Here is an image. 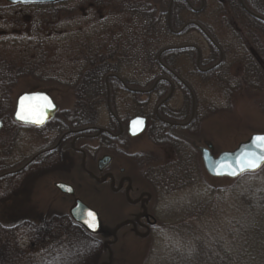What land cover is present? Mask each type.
<instances>
[{"label": "rangeland", "instance_id": "1", "mask_svg": "<svg viewBox=\"0 0 264 264\" xmlns=\"http://www.w3.org/2000/svg\"><path fill=\"white\" fill-rule=\"evenodd\" d=\"M87 1L57 5L47 10L28 7L0 11V60L9 61L28 74L11 86V111L19 94L44 91L46 87L60 110H70L75 106L76 93L79 95L75 91L78 81L85 72L81 65L78 66L85 60L78 58L94 57L95 53L104 51V46L114 47L115 41H118L114 39L119 36L128 40V31L119 28L125 20L119 7L107 3L101 16L103 10L99 7L106 1L97 0L102 3L97 5L90 0L91 7ZM222 1L207 0L203 12H190L183 17L184 22L206 25L217 44L226 51L222 77L204 79L196 75L194 62L187 56H180L173 62L196 97L199 133L189 137L190 145L199 142L205 147L211 144L214 156L232 151L252 134L264 133V88L252 76L246 60L250 52L261 50L262 53H257L260 58L256 60L264 70V32L229 7H224ZM259 3L264 10V0ZM92 27L96 28V32H92ZM186 42L199 46L204 60L212 57L206 40L196 30L177 37L166 34L161 38L157 51ZM89 51L92 53L87 54ZM136 55L134 50L123 55L118 71L124 78L142 81L143 74L149 70L154 76L162 73L157 64L153 65V58L149 64L138 62ZM35 87L38 88L33 89ZM93 99L89 100L91 106L95 97ZM101 99L102 104L94 106L86 119L98 126L108 123L104 97ZM132 99L126 94L117 95L115 109L122 118L138 115L144 110L148 112L155 104L148 108L126 104ZM135 99L145 100L146 97ZM168 106L171 110L190 109L188 98L180 90ZM3 112L0 104V115ZM43 133V138L39 140L36 139L39 134L36 132L25 131L21 136L27 139L23 146L27 158L53 142L54 135H47L46 131ZM4 142L0 133V166L5 164ZM133 147L151 153L157 160L154 165L155 182L137 183L141 190H150L152 195L149 206L153 225L150 233L141 234L143 238L118 236L113 248L107 249L103 241L110 238L109 235L105 238L92 237L64 217L69 201H58L49 189L50 183H0V264H175L176 253L187 255L205 239L207 242L221 239L224 245L226 241L231 242L227 247L234 253L238 250L232 245L234 239L237 234L243 236V233L249 237L250 243L255 239L256 247L249 248L250 253L258 243L264 246V201L259 203L261 194H264V167L235 180L214 179L205 173L199 153L188 149L186 155L191 166L190 170L188 168L190 179L187 180L186 170L179 164L180 156L175 152L152 145L146 136L135 141ZM62 166L59 164L55 168ZM32 179L28 178V182ZM72 184L86 204L99 210L108 232L125 217L127 211L121 207V196L98 193L94 183ZM25 186L28 189L34 187L35 193L28 199L20 198ZM42 186L43 195L37 192ZM244 196L253 205L246 202ZM70 203L71 200L69 207ZM36 205L43 216L42 221L41 217L37 219L39 224L35 228L21 221L10 222L4 214L5 211L12 214L34 212L30 213L34 219ZM188 221L192 222V227L187 225ZM229 233L233 236L232 240L228 239ZM257 235L258 239L255 238ZM222 236H225V241L219 238ZM34 242H37L35 246L31 244Z\"/></svg>", "mask_w": 264, "mask_h": 264}, {"label": "flooded vegetation", "instance_id": "2", "mask_svg": "<svg viewBox=\"0 0 264 264\" xmlns=\"http://www.w3.org/2000/svg\"><path fill=\"white\" fill-rule=\"evenodd\" d=\"M13 1L14 0H0V11L42 7L38 5L15 4ZM212 40L218 45L213 38ZM206 43L208 47L212 48L216 53V56L211 57L209 60H204L203 53L199 46L190 42L185 43L196 47V49L189 50L192 54L194 53L193 60L191 59V62H194L193 71L196 75L201 77L224 66L226 61L225 50L218 45L223 55L221 59L220 52L216 47L207 40ZM168 53L170 52H166L163 55ZM163 55L161 56V62L169 67L172 73L178 78L171 72L163 70L162 68H159L162 73L158 76H154L152 70L147 71L143 74L142 78L144 80L142 81H138V78H135V80L124 78L119 71L107 73L102 78L103 102L105 111L108 115V123L104 126L89 123L85 126L75 127L74 124L66 122L69 121L67 118H57L59 113L66 112L67 110H60L59 105L54 99L58 110L51 120L39 127L22 124L13 119L14 107L11 111L12 100L10 97V111L8 110L0 115V133L5 140L3 150L5 164L0 166V183H50L51 187L49 189L53 191L58 201L60 200L64 203L67 199L69 202L71 200L70 207L69 202L67 204V212L65 211L64 217L71 221L75 227H78L88 235L90 234L72 221L69 216V210L76 199L94 210L101 220L99 210L86 204L79 195H77V189L72 183H94L97 186L98 193H105L113 197L117 195L121 196L123 200L121 207L127 211L123 220L112 226L110 232L104 228L106 233L112 234V231L119 227L114 234L115 236L109 235L110 238H106L103 241L107 249L113 248L119 239L118 236L124 237L133 235L136 238H143L144 236L141 234L145 233L147 235L150 233L151 225H153V216L150 213L149 206L152 195L150 190H141L137 186V183L155 182L154 165L157 160L151 153H146L145 151L134 148L133 143L146 136L152 145L175 152L180 156V161L182 155L184 156L183 159H187L186 153H188V149L190 151L194 150L200 155L199 148L204 147V144L202 145L200 143V145L199 142L190 145L187 137L188 128L199 118L196 116V97L194 92L188 83L179 75L175 67L172 68L165 64ZM220 59L221 62L218 67L208 73H201L197 69V63L201 70H205L219 62ZM154 61L155 64L158 63L157 58H155ZM157 80L159 81L153 88ZM149 90L150 92H147ZM178 90L184 92L188 98L190 104L189 111L184 109L171 110L169 108L168 104ZM189 90L194 97V117L188 126L180 127L179 125L189 121L192 113L193 100ZM118 94H126L134 98L126 101V104L128 102V104H138L142 107H149V105L155 104L148 112L144 110L138 115H128L122 118L119 116V111L115 109ZM143 96L146 97L145 100L137 101L135 99V97ZM167 97H169L168 100L164 102ZM101 104L102 100L99 105ZM13 106H15V102ZM108 106L112 114L109 112ZM137 116L145 119V130L140 135L133 136L131 134L133 131H129L128 123L132 118ZM25 131L39 133L36 136L38 140L43 138V131H46L47 135H54L55 138L50 145L27 158L23 148L27 139L21 137ZM162 135H164L163 138H165V143L161 142ZM194 151H192V153ZM59 164L63 166L60 169L55 168ZM46 170H50L49 173H45ZM28 178L33 179L28 182ZM56 183H63L70 186L73 190V194L67 195L62 193L55 187ZM95 185L94 189L97 190ZM33 190V186L32 189H28L27 186H25L20 193V198L26 197L28 199L29 196L31 197L32 194L35 193ZM42 191H44L43 186L37 192L40 193ZM43 194L42 192L41 195ZM35 209L36 215L34 219L30 215V213L34 212L23 211L12 214L5 211L4 214L8 216L7 219L10 222L21 221L25 222L24 225L35 228L39 224L37 219L41 217L40 221H42L43 216V212L38 211L39 208L37 205ZM101 223L103 225L102 220ZM28 227L25 228L27 229ZM15 229H17V226H15ZM106 235L107 234L103 236H90L105 238ZM37 242L31 244L35 246Z\"/></svg>", "mask_w": 264, "mask_h": 264}, {"label": "trees", "instance_id": "3", "mask_svg": "<svg viewBox=\"0 0 264 264\" xmlns=\"http://www.w3.org/2000/svg\"><path fill=\"white\" fill-rule=\"evenodd\" d=\"M77 1L84 2L85 0H59L53 5H45L41 8L42 10H47L50 8H54L59 5H70L71 3H75ZM90 1V0H89ZM88 2V6L91 7L92 3ZM106 4H102L100 1L94 0L95 4H102V7H99L100 10H103L101 16L104 14V9L107 6V3H114V6L119 7L122 11L121 15L125 18L122 25H119V28L122 31H128L129 37L128 40H123L121 36L115 38L114 47H105L104 51L95 53L94 57H80L78 59H84L85 63H79L78 66L81 69H84V73L78 81V86L75 91H78L79 95L76 93V101L74 103V107L66 112L59 113L57 118L65 117L67 118L66 122L72 123L77 126H85L90 121H86L87 114L91 112L94 106H98L101 102V98L103 96L102 91V78L111 72L118 71V65L121 64V60L123 55L129 51H136V58L138 62H147L153 58V65L155 64L154 57L158 54L160 50L157 51L161 38L165 37L166 34L168 36H172L166 27V9L170 0H104ZM192 6H200V0H187ZM224 7H229L236 15H240L245 18L251 25L258 28L260 31L264 32V25L254 21L250 17H248L240 8L238 0H223ZM260 0H243L245 6L253 11L254 13L261 15L264 17V10H262L260 5ZM207 0H204V9ZM223 5V4H222ZM202 11V12H203ZM55 12V11H54ZM190 13V10L187 4L183 0H176L173 3L170 15V25L172 29L176 30L183 26L186 22H184L183 17L185 14ZM124 23V24H123ZM202 25V24H201ZM204 30L214 39L212 36V31L206 25H202ZM92 32H96V28L92 27ZM192 30H196L193 27H188L182 35H186L190 33ZM197 31V30H196ZM102 32V27H101ZM130 34L132 36H130ZM126 35V34H125ZM181 35V36H182ZM127 36V35H126ZM103 44V43H102ZM107 44V43H106ZM104 45V44H103ZM106 48V49H105ZM260 48V47H259ZM212 57H215L216 53L212 48H210ZM255 51V50H254ZM92 53V51L87 52V54ZM226 53V51H225ZM259 52H250L247 57V61L249 62L248 68L251 72L252 76L255 77L256 81L263 86L264 88V70L261 68V65H257V58ZM183 54V55H182ZM190 50L186 51H172L168 54L163 55V60L165 64L174 68L173 62L174 59L180 58V56H187L190 60H193L194 53L191 55ZM257 59V60H256ZM150 64V63H149ZM83 66V67H82ZM223 67V66H222ZM219 67L217 70L204 75V79H218L223 75L224 68ZM28 75L22 70L18 69L15 64L5 61L4 59L0 60V104L3 106V111L6 112L10 109V90L13 83H16L19 78ZM35 87L33 89H37ZM50 93V89L46 87L44 90ZM89 95V96H87ZM91 95V98H90ZM88 97V98H87ZM94 104L91 106L89 104V100H94ZM97 100V102H96ZM96 102V103H95ZM143 108V107H142ZM10 111V110H9ZM199 120L196 119L192 126L188 128V141L190 136H196L199 133ZM164 135L161 136V142L165 143ZM173 142V141H170ZM173 144V143H172ZM183 155L181 156L180 165L186 170L187 180L190 179V168L191 166L188 163V157L186 161L183 159ZM189 168V170H188ZM189 171V172H188ZM244 176V175H243ZM240 178V177H239ZM238 178V179H239ZM264 194H261L259 203L264 201ZM263 197V198H262ZM244 200L249 204L253 205L250 200H247V197L244 196ZM192 215H195L194 213ZM188 226L192 227V222L188 221ZM240 235V234H239ZM236 235L234 239L233 247L238 249L236 252H231L228 250L227 245L231 244V242H224L219 239L223 238L225 241V236L219 237L217 241H209L203 240V242L198 243L199 247L194 248L187 255H183V253H176V263L175 264H264V246H260L261 243H258L257 248L251 250L249 252V248L256 247L254 244V240L252 239L250 243V239L247 235L243 233V236ZM255 238H259L257 235ZM229 240L233 239L231 233H229ZM239 245V246H236ZM262 247V248H261ZM260 249V250H259Z\"/></svg>", "mask_w": 264, "mask_h": 264}, {"label": "water", "instance_id": "4", "mask_svg": "<svg viewBox=\"0 0 264 264\" xmlns=\"http://www.w3.org/2000/svg\"><path fill=\"white\" fill-rule=\"evenodd\" d=\"M176 0H170L169 4H168V7H167V10H166V27H167V30L172 34V35H175V36H179L181 35L184 30L189 27V26H194L198 31L199 33L207 40L209 41L211 44H213L216 49L220 52V57L222 59V52L220 50V48L214 43V41L212 40V38L210 37V35L204 30V28L196 23V22H187L186 24H184L181 28H179L178 30H173L171 28V25H170V15H171V9H172V6H173V3L175 2ZM188 8L190 9V11H192L193 13H198L200 12L203 8H204V0H200V6L199 8H193V6L187 1V0H183ZM56 0H27V2H25V0H14L13 3L17 4H22V5H45V4H53L55 3ZM238 3H239V6L240 8L242 9V11L248 16L250 17L251 19H253L254 21L264 25V17L261 16V15H258L256 13H254L253 11L249 10L245 4L243 3V0H238ZM186 49H196L195 46L193 45H180V46H170V47H167V48H164L163 50H161L157 56V62L159 64V66L163 69V70H167L168 72H171L172 71L169 69V67H167L166 65H164L162 62H161V56L162 54L166 53V52H169V51H181V50H186ZM199 56V54H198ZM221 59L219 62H217L216 64L212 65L211 67L205 69V70H201L198 66V63H197V69L199 70V72L201 73H208L212 70H214L215 68L218 67V65L220 64L221 62ZM198 62H199V59H198ZM173 74V73H172ZM175 75V74H173ZM176 76V75H175ZM177 77V76H176ZM178 78V77H177ZM160 80V79H159ZM157 80L153 86V88L156 86V83L159 81ZM183 83V82H182ZM185 85V84H183ZM132 92H142V91H132ZM147 92H150L147 91ZM190 94L192 95V100H193V104H192V113H191V117L189 119V121L185 124H182V125H179L180 127H186L188 126L192 120H193V117H194V97H193V94L192 92L189 90ZM43 96H46L48 97V100L51 101V105L52 107H49V108H46V111L44 113V123L42 125H44L46 122H48L49 120H51L55 113L57 112L58 110V107L56 105V103L52 100V98L50 97V95L47 93V92H44V91H32V92H25V93H21L20 95H18L16 97V100H15V106H14V112H13V119L16 121V122H19V123H22V124H26V125H33V126H42V125H35V124H31V123H25L23 121H20V120H17L16 119V112L17 110L19 109L20 107V102L21 100L24 98V97H43ZM169 97H167L164 102L166 100H168ZM25 105H33V106H38V105H45V102L44 101H40V100H26L24 101ZM108 110L109 112L112 114L111 112V109L110 107L108 106ZM137 122H142V123H137ZM0 128H1V122H0ZM128 128H129V131H133V133L131 132V134L133 136H137V135H140L144 130H145V119L142 118V117H134L132 118L129 123H128ZM86 130V129H85ZM256 135H264V133H255V134H252L249 136V138L247 140H245L244 142L238 144L236 146L235 149H233L232 151H225V152H221L219 153L217 156H214L212 154V150H213V146L211 144H206L205 147H200L199 148V152H200V159H201V163H202V166H203V169L204 171L206 172V174L211 177V178H215V179H221V178H226V179H230V180H233V179H236L240 176H237V177H230V176H227V175H214L213 172L211 171L212 168L215 167L216 163L220 160H223V159H228L229 157L226 156V154H236L238 153L243 146L245 145H251V141H252V138ZM262 168V167H261ZM260 168V169H261ZM259 169V170H260ZM257 172V171H256ZM249 173H255V172H249ZM247 174V173H246ZM242 176V175H241ZM55 187L60 190L62 193L64 194H67V195H72L73 194V190L70 186L66 185V184H63V183H56L55 184ZM70 189V191L68 190ZM89 212H92L95 214L96 216V220H97V227L95 228V230H92L90 229L87 224L85 223V220L88 218L87 214ZM69 216L70 218L72 219V221L74 223H76L77 225H79L81 228H83L87 233H89L90 235H93V236H103L105 234L107 235H114L115 232L119 229V227L115 228L113 231H112V234L111 233H106V230L104 229L102 223H101V220L99 219V216L98 214L90 209L88 206H86L85 204H83L80 200L76 199L72 205V207L70 208L69 210ZM123 226V225H122ZM106 235V236H107ZM115 236V235H114Z\"/></svg>", "mask_w": 264, "mask_h": 264}, {"label": "snow or ice", "instance_id": "5", "mask_svg": "<svg viewBox=\"0 0 264 264\" xmlns=\"http://www.w3.org/2000/svg\"><path fill=\"white\" fill-rule=\"evenodd\" d=\"M27 2V0H25ZM26 100L44 101L45 105H25ZM52 107L48 97H24L20 102V107L16 112V119L25 123L42 125L44 123V113L46 108ZM142 123V122H137ZM228 159L220 160L211 169L214 175H227L237 177L249 172H256L264 167V135H256L252 138L251 145H245L236 154H226ZM70 191V189H68ZM85 220L87 226L95 230L97 220L94 213L89 212Z\"/></svg>", "mask_w": 264, "mask_h": 264}]
</instances>
